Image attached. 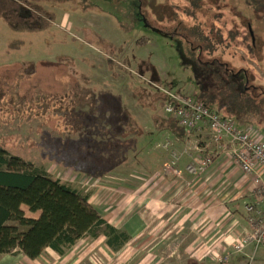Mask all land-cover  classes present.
<instances>
[{"label": "rangeland", "instance_id": "374dc122", "mask_svg": "<svg viewBox=\"0 0 264 264\" xmlns=\"http://www.w3.org/2000/svg\"><path fill=\"white\" fill-rule=\"evenodd\" d=\"M202 1L205 6L194 4L193 14L185 11L191 3L186 2L176 20L162 21L168 32L177 27L174 34L149 25L139 0H44L42 6L55 19L43 31H16L0 17V88L6 92L0 102V145L33 162L39 172L71 180L82 191L112 190L128 180L140 189L168 140L153 120L154 106L158 114L167 115L161 100L154 98L161 84L144 60L157 66L161 87L173 84L174 91L181 88L197 98L212 86L207 71L225 76L220 64L207 67L208 58L246 67L264 85V19L247 0ZM174 2L158 0L159 6L151 7L146 0L144 9L164 5L170 18ZM241 17H246L243 23ZM225 24L231 26V35L237 33L236 41L225 35ZM242 24H251L258 43L251 53L261 59L241 45L247 33ZM219 27L223 43L217 45ZM121 108L135 117L140 133L115 136L106 131L110 122L99 124L102 113L114 115ZM260 134L264 139L263 125ZM132 137L138 139L134 148L127 143L117 148L118 140ZM22 208L27 216L39 214L28 205ZM248 247L243 264H264V244ZM89 249L82 259L70 255V264H110L101 242Z\"/></svg>", "mask_w": 264, "mask_h": 264}, {"label": "trees", "instance_id": "16d2710c", "mask_svg": "<svg viewBox=\"0 0 264 264\" xmlns=\"http://www.w3.org/2000/svg\"><path fill=\"white\" fill-rule=\"evenodd\" d=\"M42 1L44 0H0V17L16 31H43L55 19V14L44 8ZM149 1L151 7L160 4L156 3L158 0H148V4ZM139 2L142 16L146 18L149 25L165 34H174L177 27L168 32L162 26V21L173 20V18L176 20L178 9L185 8L186 2H191L190 7L185 8V11L191 14L194 13V4L199 2L198 7L205 6L202 0H176L173 6L174 16L169 18L165 14L164 5H162L163 9L145 10L146 0H139ZM247 2L264 19V0H247ZM245 18L241 17L242 23L246 20ZM242 27L247 28V33L243 34L240 40L241 45L250 52L249 55L253 57L257 54L261 59L259 53H251L258 47L251 24H242ZM230 28L231 26L228 27L225 24V35L228 37L232 32ZM218 31L220 40L215 42L217 45L223 43L222 27H219ZM236 34L231 35L233 38L230 40L236 41L234 40ZM208 59L204 61L207 67L211 69L212 66L220 64L225 67V76L222 72L207 71L212 86L203 90L198 98L204 100L210 108L221 112L224 117L234 120L240 128L250 130L256 127L255 129L260 133L261 126H264V85L256 82L255 75H252L246 67L234 68L226 60ZM144 61L152 70L154 81L162 85L157 66L151 61ZM169 85L168 87L173 89V84ZM176 91L184 93L181 88ZM5 94V90L0 88V102ZM154 98L161 100L163 105L168 96L158 91L154 94ZM139 101L143 103L144 100L139 99ZM154 108L153 120L157 130L170 131L179 137L186 136V129L178 123L177 119L162 116L157 113V107L154 106ZM106 112L102 113V118L99 119V124L105 120L110 122V127L106 131L112 130L115 136L127 135L135 131L141 132V125L135 121V117L122 108L114 115L107 116ZM137 142L136 137L126 142L118 140L117 148L125 147V143L134 148ZM90 197V193L82 191L73 182L39 172L33 162L11 154L0 145V253L19 249L27 258L36 259L45 250L51 249L59 255H64L81 238L88 235L98 237L101 234L107 236L109 246L120 248L127 240L125 230H119L108 223L96 205L91 202ZM23 205H28L33 212L41 210L40 216L37 218L27 216L22 208ZM11 221H16L18 224H13Z\"/></svg>", "mask_w": 264, "mask_h": 264}, {"label": "crops", "instance_id": "0c3cea01", "mask_svg": "<svg viewBox=\"0 0 264 264\" xmlns=\"http://www.w3.org/2000/svg\"><path fill=\"white\" fill-rule=\"evenodd\" d=\"M251 130L262 137L254 127ZM162 133L175 146L163 149V157L152 176L143 179L140 189L128 180L126 185L121 182L120 186L115 185L113 191H104V187L84 190L91 194V202L108 223L125 230L127 240L120 248L109 246L105 234L88 235L64 255L47 249L40 257L29 259L15 249L0 253V264H70V255L76 253L82 259L84 251L95 248L98 241L109 253L110 264H243L249 256L248 246L255 243L240 252L233 251L231 244L248 226L245 204L253 200V177L219 149L204 123L184 137L170 131ZM172 149L181 154L182 168L212 151L216 155L214 162L199 175L188 172L181 178L167 172L162 175V164L170 159ZM135 191L136 194L131 193ZM36 212L39 217L41 210ZM227 253V261L217 260V255Z\"/></svg>", "mask_w": 264, "mask_h": 264}, {"label": "built area", "instance_id": "2783aa9c", "mask_svg": "<svg viewBox=\"0 0 264 264\" xmlns=\"http://www.w3.org/2000/svg\"><path fill=\"white\" fill-rule=\"evenodd\" d=\"M156 87L168 96L163 104L166 116L177 119L187 132L195 130L201 123L208 125L210 139L218 144L219 149L226 151L229 159L244 173L253 177V200L245 204L248 226L242 236L231 244L232 250L240 252L250 243L264 244V139L251 129L240 128L234 120L224 117L192 94L179 93L161 85ZM172 144L166 140L163 146L171 149ZM215 155L216 152L212 151L200 159H193L182 168L179 164L181 154L172 149L170 159L165 163V171L179 178L185 172L199 175L214 162ZM216 258L221 262L227 261L229 253L219 254Z\"/></svg>", "mask_w": 264, "mask_h": 264}]
</instances>
